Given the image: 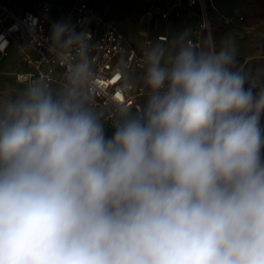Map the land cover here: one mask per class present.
Returning <instances> with one entry per match:
<instances>
[{
	"label": "clouds",
	"instance_id": "clouds-1",
	"mask_svg": "<svg viewBox=\"0 0 264 264\" xmlns=\"http://www.w3.org/2000/svg\"><path fill=\"white\" fill-rule=\"evenodd\" d=\"M189 31L145 52L108 138L91 33L52 26L63 87L0 93V264H264V82Z\"/></svg>",
	"mask_w": 264,
	"mask_h": 264
},
{
	"label": "built area",
	"instance_id": "built-area-1",
	"mask_svg": "<svg viewBox=\"0 0 264 264\" xmlns=\"http://www.w3.org/2000/svg\"><path fill=\"white\" fill-rule=\"evenodd\" d=\"M38 5L45 12L56 9V17L52 18L34 11V3L27 0H0V43L6 41L7 46L0 50L7 54L9 47H14L26 70L13 71L18 81L28 83L39 78H47L56 90L65 83V67L62 60H57L50 39L52 26L59 22H69L77 32L91 33L95 72L93 107L100 113L105 129L110 131V138L115 131L113 121L109 120L118 106L133 109V114L146 103L147 95L143 83L146 72L145 52L154 44L150 35L151 28L157 29L161 23L171 19L182 18L184 31L190 30L188 41L198 49L204 47L203 35L212 37L213 29L219 23L230 26L245 20L243 8L236 4L224 7L215 0H142L140 21L146 25L143 44L137 48L126 44L128 37L115 18L106 11L97 10L89 0H71L65 4L53 0H39ZM195 16L192 23L188 19ZM157 39L168 41L167 32L157 34ZM123 53H127L124 57ZM127 66L129 77L125 87V79L121 69Z\"/></svg>",
	"mask_w": 264,
	"mask_h": 264
},
{
	"label": "rangeland",
	"instance_id": "rangeland-1",
	"mask_svg": "<svg viewBox=\"0 0 264 264\" xmlns=\"http://www.w3.org/2000/svg\"><path fill=\"white\" fill-rule=\"evenodd\" d=\"M19 1V0H16ZM29 2L34 3L33 9L35 12L49 16V17H56V9L45 12L43 9L38 5L39 0H27ZM56 2L62 3H69L71 0H53ZM217 3L221 4L224 7H228L230 4L239 5L237 0H215ZM89 3L96 8L97 10L106 11V13L115 18L118 26L126 31L128 40L126 44L128 46L134 45L139 48L145 39L146 34V25L140 21V10L142 7L141 0H89ZM242 7V6H241ZM243 8V7H242ZM244 10V8H243ZM245 12V10H244ZM174 19H171L168 22L169 25V32L171 33L172 38H177L180 34L184 31L181 27H176L175 23H173ZM164 23H161L162 29ZM228 32H233L239 36H247L250 37L252 40L256 39L261 33L264 31V23L259 21L244 20L242 23L232 24L226 28ZM151 30L153 31L154 28L152 27ZM222 27L219 28V25L213 29V41L215 43L216 48L219 49L221 46V41L224 40L221 38ZM153 38V36L151 35ZM207 34L203 35V42L207 39ZM155 38V37H154ZM234 46L235 52H239L243 49L242 46ZM124 57L127 56V53H123ZM106 136L108 137L111 133L109 130L105 129Z\"/></svg>",
	"mask_w": 264,
	"mask_h": 264
},
{
	"label": "trees",
	"instance_id": "trees-1",
	"mask_svg": "<svg viewBox=\"0 0 264 264\" xmlns=\"http://www.w3.org/2000/svg\"><path fill=\"white\" fill-rule=\"evenodd\" d=\"M237 1L245 10V20L247 22L250 20L251 22L259 21L264 23V0ZM220 27L223 30L221 33L222 39L230 38L232 44L237 47H243L239 52H235L237 67L243 68L252 79L264 82V31L256 39L252 40L248 35L239 36L233 32H228L226 29L228 26L221 23H219ZM216 50L218 51L219 49L216 48ZM261 128L264 129V115L261 116Z\"/></svg>",
	"mask_w": 264,
	"mask_h": 264
},
{
	"label": "crops",
	"instance_id": "crops-1",
	"mask_svg": "<svg viewBox=\"0 0 264 264\" xmlns=\"http://www.w3.org/2000/svg\"><path fill=\"white\" fill-rule=\"evenodd\" d=\"M141 4H142V0H141ZM194 19L195 16L190 17L188 19L189 23H192ZM172 22L175 23L176 27H181L182 29H184L183 26L184 21L182 18L174 19V21ZM163 27L164 29H162V27H159L157 29H154L153 31L152 30L150 31V35L153 36V43L155 44L157 42H167L170 51H175V48L173 47V42L177 41V38H172L171 33L168 30L169 29L168 23H167V28H166V23L163 25ZM163 32H167L169 37L168 41H162L157 39V34ZM26 69H27L26 64L23 62L22 58L19 56L17 51L14 49V47L12 46L9 47L7 54H3L0 52V93L18 94L19 92H21L25 87V85L27 84V82L18 81L15 75L13 74V71L26 70ZM53 88L56 90L54 86Z\"/></svg>",
	"mask_w": 264,
	"mask_h": 264
}]
</instances>
